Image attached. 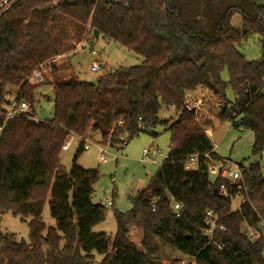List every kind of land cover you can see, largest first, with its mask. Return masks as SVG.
Segmentation results:
<instances>
[{
	"label": "trees",
	"instance_id": "1",
	"mask_svg": "<svg viewBox=\"0 0 264 264\" xmlns=\"http://www.w3.org/2000/svg\"><path fill=\"white\" fill-rule=\"evenodd\" d=\"M236 14L240 27L232 25ZM63 17L83 30L88 26L89 37L97 30L144 61L104 73L96 84L76 74L30 82L34 69L59 56L61 42L51 29ZM256 35L261 56L248 60L238 45ZM224 70L228 81L222 78ZM45 83L54 96L53 119L11 117L0 138V213L21 216L29 228L28 241L0 233V264H93V252L104 255L102 264H162L154 240L195 264H264V238L252 241L242 231L244 222L256 226L257 213L264 215L262 165L251 164L245 171L250 202L234 212L230 197L220 193L224 180L211 181L203 159L194 170L184 167L189 155L216 154L207 133L213 121L197 120L184 108L187 95L199 87L217 98L220 120L251 129L254 151L264 148V5L255 0H0V125L12 90L18 101L30 102L32 116L38 117L36 93ZM162 106L174 107L178 119L161 120ZM159 124L171 133L169 155L135 196L133 207L115 212L118 230L110 245L108 233L93 230L105 218V205L93 200L100 172L79 166L77 156L66 169L60 163L62 147L76 137L78 153L83 152L89 133H100L103 143L115 145L140 131L151 129L156 135ZM235 191L229 185V192ZM47 201L55 227L43 221ZM173 202L181 206L179 217ZM207 209L220 215L226 227L216 232L221 250L204 236ZM130 224L142 229L145 249L130 239Z\"/></svg>",
	"mask_w": 264,
	"mask_h": 264
},
{
	"label": "rangeland",
	"instance_id": "2",
	"mask_svg": "<svg viewBox=\"0 0 264 264\" xmlns=\"http://www.w3.org/2000/svg\"><path fill=\"white\" fill-rule=\"evenodd\" d=\"M51 32L58 44L63 42L61 41V36L64 35L73 37L75 42H79L81 38L84 39V44L75 52L70 53L68 57L73 72L82 81L89 82L96 80L104 73L113 72L119 67H132L140 65L144 61L142 56L118 42L103 36L89 37V35H84L83 28L68 17H63L60 21L54 23ZM261 48L260 37L257 35L242 40L238 45L239 51L248 60L258 59L261 56ZM62 61H67V56H64ZM94 62H104L106 68L102 66L100 70L92 71L91 68ZM51 64L57 68L60 67L55 61L49 62L47 66L44 65L42 69L44 82L65 80L61 73H58V71L56 73L55 68L51 69ZM62 73L64 74L65 71ZM222 78L225 81L229 80L227 70L222 72ZM49 91H51V87L45 83L38 88L36 93L35 112L41 120H51L55 114L54 96L52 94L48 95ZM14 92L12 90L11 93L13 94ZM191 94L206 101L202 115L213 121V127L207 133L217 155L241 164L260 163L264 171V148L260 152L254 151L253 131L249 128L232 126L227 120H220L217 115L220 106L217 98L211 91L199 87L196 91L191 92ZM227 96L230 100H234V93L231 88L227 89ZM10 97L12 98L13 95L11 96L9 93L7 99H11ZM178 115L179 113L174 107L167 106H162L159 113L161 120L171 123L178 119ZM153 130L156 132V135H153L151 133L152 130L149 129V131H140L132 138L126 136L127 141L124 147L121 145L103 147L100 145L104 144L101 134L89 133L86 141L89 148H86L83 152L78 153L80 140L76 137L69 140L68 149L61 151L60 163L66 169L72 167L74 158L77 156L76 163L79 166L85 169H95L100 172V177L94 183L93 200L96 203L102 204L111 200L113 204L106 207L104 220L96 224L93 230L94 232L108 233L110 245L113 244L118 230L115 212H127L133 207L135 196L142 188L148 185L161 162L169 155L171 133L167 129V126L159 124ZM156 147L162 153H156ZM100 148H105L108 152L109 158L106 162L100 160ZM145 148L151 149L150 154L153 157L151 160L145 161L143 152ZM114 155H117V157H114ZM193 166L196 169L198 164L195 162ZM209 176L211 181L217 179L216 175ZM43 221L48 227L56 226V222L50 213L48 201L43 209ZM128 228L130 239L141 250L145 249L141 243L143 238L142 229L133 224H130ZM0 233L14 234L19 240H29L27 221H24L19 215H14L12 212L0 213ZM153 242L160 249V252L157 254L160 263L181 264V262H184V264H195L193 258L184 255L172 247L163 245L161 241L154 240ZM93 255L95 259L93 264H102L104 255L97 252H93Z\"/></svg>",
	"mask_w": 264,
	"mask_h": 264
},
{
	"label": "built area",
	"instance_id": "3",
	"mask_svg": "<svg viewBox=\"0 0 264 264\" xmlns=\"http://www.w3.org/2000/svg\"><path fill=\"white\" fill-rule=\"evenodd\" d=\"M101 1V0H100ZM116 2L127 3L128 0H113ZM104 66L106 68V64L104 62H94L92 65V71H98L100 68ZM44 65H41L39 68L34 69L27 77V79L32 83H41L43 82L44 75L42 72ZM12 96V95H11ZM18 93L14 92V95L11 99H8V104L6 105V119L2 125H0V138L5 129L6 122L11 117L20 116L22 114H27L31 119L35 121H41L38 117H33L32 109L30 102L26 100H17ZM205 99L198 98L191 93L187 95V98L184 102V108L194 113L196 119L204 118L202 115V110L205 107ZM120 142L115 144L116 146L121 145L124 147L126 145V136H122L120 138ZM87 138L85 140V149L89 148L87 144ZM100 144V143H99ZM104 146H115L111 145L110 142L100 144ZM69 147V141L62 147V150H66ZM100 160L106 162L108 160V152L105 148H100ZM145 161L151 160L153 157L151 156V149H144ZM156 153H162V151L156 147ZM117 157V155H114ZM203 159L206 163L207 171L209 175H216L217 178L224 180L220 184V193L223 196H229L232 203L231 211H240L242 206L250 202V187L245 177V171H249L251 164H241L237 162H233L230 159L219 157L217 154H213V152H207L203 156L195 153L189 155L185 161V170L191 171L194 170V163H199V160ZM262 176L264 178V171L262 172ZM229 185L233 186L236 191L234 193L229 192ZM113 203L111 200H108L104 205L105 207L111 206ZM173 210L176 213V216H180L181 206L178 202L172 203ZM156 203H153L152 210L155 211ZM259 217V221L256 226H251L247 222L242 224L243 233L252 241H255L259 238H264V215L257 213ZM221 216L216 214L213 210L207 209L204 214V236L208 239V244L214 245L217 249H223L224 244L217 238L216 232L217 230L224 231L226 227L224 224L220 222ZM184 264V262H181Z\"/></svg>",
	"mask_w": 264,
	"mask_h": 264
},
{
	"label": "crops",
	"instance_id": "4",
	"mask_svg": "<svg viewBox=\"0 0 264 264\" xmlns=\"http://www.w3.org/2000/svg\"><path fill=\"white\" fill-rule=\"evenodd\" d=\"M258 4L260 5H264V0H256ZM234 22V23H233ZM237 22V24H236ZM242 24V18L239 14H236L233 16V20H232V25L235 27H240ZM89 27H87L86 30H84V35H89ZM61 42L60 43V54L59 56L54 60L56 63L59 64V68L55 67V71L57 73H61V75L65 78V79H69L73 74H75L73 72V69L71 68V65L69 64V54L72 52H75L78 48H80L84 43V39L81 38L79 42H75V40L73 39V37H69L68 35H64L61 36ZM71 45H70V44ZM74 46V48H72ZM70 47V48H69ZM67 56V61H62L63 57ZM61 59V60H60ZM63 62V63H61ZM65 71V73L63 74L62 72ZM66 74V75H65ZM65 75V76H64ZM216 153V152H215ZM217 154V153H216Z\"/></svg>",
	"mask_w": 264,
	"mask_h": 264
},
{
	"label": "water",
	"instance_id": "5",
	"mask_svg": "<svg viewBox=\"0 0 264 264\" xmlns=\"http://www.w3.org/2000/svg\"><path fill=\"white\" fill-rule=\"evenodd\" d=\"M94 33H95V36L96 37H98L99 36V34H98V31L97 30H95L94 31ZM89 83H91V84H96L97 83V81L96 80H91V81H89ZM52 94V91H49V93H48V95H51ZM222 108H223V111L225 110V106L224 105H222Z\"/></svg>",
	"mask_w": 264,
	"mask_h": 264
}]
</instances>
